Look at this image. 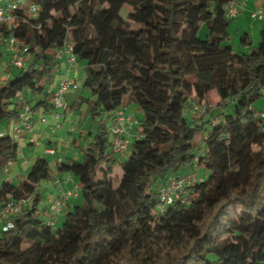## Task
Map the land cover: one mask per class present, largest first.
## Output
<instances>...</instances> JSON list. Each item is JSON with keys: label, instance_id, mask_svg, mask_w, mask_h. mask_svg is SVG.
Masks as SVG:
<instances>
[{"label": "trees", "instance_id": "obj_1", "mask_svg": "<svg viewBox=\"0 0 264 264\" xmlns=\"http://www.w3.org/2000/svg\"><path fill=\"white\" fill-rule=\"evenodd\" d=\"M233 1L238 14L229 18ZM27 2L36 14L17 8L0 24V47L14 37L26 48L24 68L9 59L15 78L0 74V209L32 202L2 219L0 264H264V109L255 106L264 97V32L251 52L234 51L229 26L239 0ZM68 43L91 94L78 104L99 129L82 161L58 163L77 177L81 200L57 225L58 215L39 211L38 185L53 176L47 158L17 184L2 178L18 155L2 127L22 117L23 93L42 96L31 111L52 106L48 86ZM132 105L142 117L116 183L109 125L113 111ZM201 168L204 177L184 173ZM175 178L189 184L161 210V188Z\"/></svg>", "mask_w": 264, "mask_h": 264}, {"label": "crops", "instance_id": "obj_2", "mask_svg": "<svg viewBox=\"0 0 264 264\" xmlns=\"http://www.w3.org/2000/svg\"><path fill=\"white\" fill-rule=\"evenodd\" d=\"M240 7L246 14L251 15L253 11L262 7L264 10V2L262 0H239V9ZM238 18L240 20L241 13L236 19ZM261 20L264 21V18ZM260 29L264 32V23L260 26ZM68 68L69 64L66 55L60 56V64L55 71V79L53 83L48 86V92L52 93L50 98H52L53 92L57 88L60 80L66 75ZM71 74L76 77L80 90V81L83 85L85 79V63L78 62L76 69L73 70ZM4 78H7V76ZM90 96L91 94L84 90L77 93L69 91L65 94L63 108L54 109L51 106V102L48 103L49 106L47 107L40 106L35 108L31 111L33 124V129L31 131L22 128L20 133H16L17 127L21 126L22 117L20 120L4 124L2 127V129L11 134L18 143L17 159L4 172L2 176L4 180H9L15 184L24 180L31 165L38 157L47 158L50 162L51 169L53 170L52 178L49 181H41L38 185V191L41 194L42 200L39 204V211L46 220L52 218V204L61 196L62 192L71 191L76 188L79 189L77 177L71 173L59 172L58 163H66L70 160L81 161V157L86 152V149L93 141L94 135L99 129V118L94 119L90 115L85 103L81 105L78 104L79 99L82 97L88 98ZM40 98H42V96L37 97L30 93H23L21 98V101H23L22 108L24 106L26 107V104L31 108L35 107V104ZM127 111L135 115L134 112L130 110V107H127ZM135 116L137 117V115ZM43 118L46 119L45 122L42 121ZM134 132L135 130L132 131V133ZM128 154L129 150L128 152L117 154L116 166H118L119 162L123 161V158L127 157ZM42 192L47 193L45 198L42 197ZM76 199L71 198L66 201L62 213H65L66 208L73 205ZM62 213L60 215H62ZM57 217H55L56 223L58 221ZM64 218L65 214L62 219L64 220Z\"/></svg>", "mask_w": 264, "mask_h": 264}, {"label": "built area", "instance_id": "obj_3", "mask_svg": "<svg viewBox=\"0 0 264 264\" xmlns=\"http://www.w3.org/2000/svg\"><path fill=\"white\" fill-rule=\"evenodd\" d=\"M264 2V0H262ZM27 9L31 13L36 14L37 8L34 5H29L27 0H0V24L8 23L12 20L11 11L14 9ZM226 14L229 18H234L238 14L237 1H233L228 4L226 8ZM251 17L254 19H262L264 17V10L260 8L259 10L253 12ZM4 46L7 48V52L10 55L12 63L18 69L24 68L26 63L23 57V53L26 51V48H22L19 41L10 37L4 42ZM66 55L69 68L63 79L58 83L57 88L53 93L52 106L54 109H61L64 107V97L65 94L69 91H77L79 86L77 84L76 77L71 73L76 69L78 64L75 55L72 52L71 44H67L60 52V56ZM197 109V107H196ZM264 118V113L262 114ZM43 122L46 119H42ZM21 126H18L16 133H20L22 128L27 130L33 129L32 116H31V107L26 105L25 111L22 115ZM139 120L133 114L129 113L127 109L118 108L113 111L112 123L109 125V132L111 135V149L114 153H125L128 152L131 142H132V131L138 125ZM189 182H186L184 179H171L166 186L161 188V210L164 209L166 205H169L173 202V198L177 194H184L186 186ZM79 192L76 189L62 192L61 197L56 199L52 204V212L54 215H59L63 209L64 201L69 200L70 198L78 197ZM32 202L31 197L27 199H22L15 202H9L3 208L0 209V226L2 219L7 218L10 215L19 214L22 209L28 206ZM13 225L11 222H7L2 226L4 231H7L9 228H12Z\"/></svg>", "mask_w": 264, "mask_h": 264}, {"label": "rangeland", "instance_id": "obj_4", "mask_svg": "<svg viewBox=\"0 0 264 264\" xmlns=\"http://www.w3.org/2000/svg\"><path fill=\"white\" fill-rule=\"evenodd\" d=\"M125 12H127V9H124L123 15L126 14ZM240 13H241L240 20L238 18V19L231 21V23H230V26H229L230 41H229V43L231 44V46L233 47L235 52L249 53L253 50L254 47H257L259 44V41H260L261 35H262V30L260 29V26L264 23V21L252 19L250 14H246L244 12V10H242L241 7H240ZM254 25H255V28H254ZM134 27H137V26L134 25ZM202 31L203 32L200 34V36L202 38H204V35L206 32L205 27L203 28ZM246 32L250 33V35H251L250 39L252 41V45H250L248 47L243 46L241 43V36ZM69 42H70V40H69ZM0 48L4 54L3 58L0 61V74L3 78L7 76V78H9V79H14L16 76L15 70L14 71L12 70L10 72H6L7 67L10 65V61H9L10 57L8 55L7 48H6V46H4V44H2ZM82 91H83L82 90V83L80 81V90H77L74 92L77 93V92H82ZM210 96H211L212 104L215 105V103L218 101L216 93L211 92ZM255 106H256V110L264 109V97L260 98L259 101L256 102ZM130 110L132 112H134V114L137 115V117H139V118L142 117V111L137 106H135V105L130 106ZM185 115H186V117H189L188 110L185 111ZM120 156H121V154H120ZM126 158L127 157L123 158V160H125ZM82 159H83V156L81 157V161H82ZM184 173L192 175L195 178L204 177L208 174L207 171L203 168H201V169H188ZM120 177H121V170L118 166H116L114 169V173H113L112 178L117 183L119 181ZM42 194H43L42 197H44V198L47 195L46 192L45 193L42 192ZM80 200H81L80 198L76 199V201H80ZM64 214L65 213H62V215H60V216L58 215L59 217H57V219H58L57 225H61L62 220H63L62 218H63Z\"/></svg>", "mask_w": 264, "mask_h": 264}]
</instances>
